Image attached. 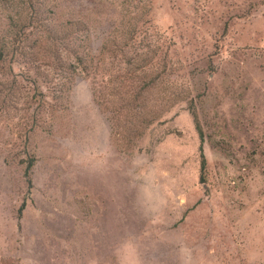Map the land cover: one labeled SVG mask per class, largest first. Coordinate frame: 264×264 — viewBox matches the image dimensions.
I'll return each mask as SVG.
<instances>
[{
    "label": "rangeland",
    "instance_id": "obj_1",
    "mask_svg": "<svg viewBox=\"0 0 264 264\" xmlns=\"http://www.w3.org/2000/svg\"><path fill=\"white\" fill-rule=\"evenodd\" d=\"M146 5L168 90L184 99L131 149L88 79L63 80L64 109L58 72L40 78L37 121L21 106L0 114V264H264V0Z\"/></svg>",
    "mask_w": 264,
    "mask_h": 264
},
{
    "label": "trees",
    "instance_id": "obj_2",
    "mask_svg": "<svg viewBox=\"0 0 264 264\" xmlns=\"http://www.w3.org/2000/svg\"><path fill=\"white\" fill-rule=\"evenodd\" d=\"M147 3L150 0H103L91 3L93 6L89 4L90 12L82 13L74 11L70 0L0 2L5 12L4 16L0 15V70L8 64L12 74H3L11 81L0 82V94L4 92L0 95V114L8 116L11 110L21 106L25 112L32 110L27 120H36L43 106L44 82L40 78L46 81L50 72L55 71L57 85L62 82L53 100L66 109L68 103L64 97L69 88L64 87L63 80L70 83L81 74L91 84L96 105L113 116L125 144L134 149L169 108V101L184 99L182 91L168 90L171 84L165 70L166 53H161L158 41L148 33L153 27L146 11ZM103 25L99 48L93 52L89 35ZM13 67H17V72ZM169 92L174 93L171 98ZM153 99L160 104L152 105ZM194 122L202 143L203 135L195 116ZM31 124L26 123L25 133L33 132ZM33 162L30 158L23 168L27 181ZM204 169L205 159L201 154V170Z\"/></svg>",
    "mask_w": 264,
    "mask_h": 264
}]
</instances>
